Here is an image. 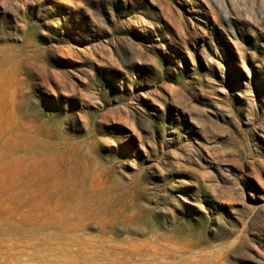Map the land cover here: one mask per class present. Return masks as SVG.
Returning <instances> with one entry per match:
<instances>
[{
    "label": "rangeland",
    "instance_id": "rangeland-1",
    "mask_svg": "<svg viewBox=\"0 0 264 264\" xmlns=\"http://www.w3.org/2000/svg\"><path fill=\"white\" fill-rule=\"evenodd\" d=\"M0 69V264H264V0H0Z\"/></svg>",
    "mask_w": 264,
    "mask_h": 264
},
{
    "label": "bare ground",
    "instance_id": "bare-ground-1",
    "mask_svg": "<svg viewBox=\"0 0 264 264\" xmlns=\"http://www.w3.org/2000/svg\"><path fill=\"white\" fill-rule=\"evenodd\" d=\"M14 81L9 88L4 83L6 70L0 69V165L5 167L11 178V190L14 195L18 192L17 174L19 166L22 162V149H26L20 143L19 135V119H18V104H19V89L16 80V71L13 70L10 74ZM27 150L28 159L34 158L35 141L31 132L28 134ZM14 214V213H12ZM70 227L64 226L63 231H74ZM19 218L14 215L6 214L0 217V242L2 235L10 233V240L15 242L17 234L20 233Z\"/></svg>",
    "mask_w": 264,
    "mask_h": 264
}]
</instances>
